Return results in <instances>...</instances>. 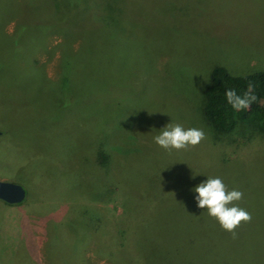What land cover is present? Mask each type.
<instances>
[{
  "label": "rangeland",
  "instance_id": "1",
  "mask_svg": "<svg viewBox=\"0 0 264 264\" xmlns=\"http://www.w3.org/2000/svg\"><path fill=\"white\" fill-rule=\"evenodd\" d=\"M264 69V0H0V264H264V136L215 131L211 70ZM197 128L189 150L154 142ZM220 177L251 214L197 207Z\"/></svg>",
  "mask_w": 264,
  "mask_h": 264
},
{
  "label": "clouds",
  "instance_id": "2",
  "mask_svg": "<svg viewBox=\"0 0 264 264\" xmlns=\"http://www.w3.org/2000/svg\"><path fill=\"white\" fill-rule=\"evenodd\" d=\"M228 102L236 110L250 106L255 100L254 95L245 93L243 97L237 95L234 89H228L225 93ZM205 139V133L201 129H185L181 124H168L154 137V142L166 151H180L194 148ZM194 191L197 207L207 209L209 216L215 218L222 229L230 232L233 237L237 235L236 229L242 223L251 222V214L235 202L243 199V192L237 189L229 190L220 177H208L205 182L195 186Z\"/></svg>",
  "mask_w": 264,
  "mask_h": 264
},
{
  "label": "trees",
  "instance_id": "3",
  "mask_svg": "<svg viewBox=\"0 0 264 264\" xmlns=\"http://www.w3.org/2000/svg\"><path fill=\"white\" fill-rule=\"evenodd\" d=\"M234 89L237 95H254L250 106L236 110L225 95ZM203 113L212 128L219 133H229L244 125L264 136V69L246 75H232L224 67L211 70L210 83L204 90Z\"/></svg>",
  "mask_w": 264,
  "mask_h": 264
},
{
  "label": "water",
  "instance_id": "4",
  "mask_svg": "<svg viewBox=\"0 0 264 264\" xmlns=\"http://www.w3.org/2000/svg\"><path fill=\"white\" fill-rule=\"evenodd\" d=\"M2 132L0 131V134ZM26 189L20 184L0 180V200L8 204H18L25 200Z\"/></svg>",
  "mask_w": 264,
  "mask_h": 264
}]
</instances>
